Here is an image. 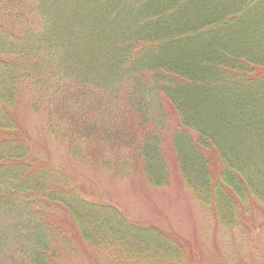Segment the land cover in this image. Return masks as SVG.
Listing matches in <instances>:
<instances>
[{
  "label": "trees",
  "instance_id": "trees-1",
  "mask_svg": "<svg viewBox=\"0 0 264 264\" xmlns=\"http://www.w3.org/2000/svg\"><path fill=\"white\" fill-rule=\"evenodd\" d=\"M24 100L79 165L151 189L177 176L220 228L264 243V218L250 226L264 208V0H0V264L72 262L49 208L92 264H204L39 159L16 119ZM255 251L224 264H264Z\"/></svg>",
  "mask_w": 264,
  "mask_h": 264
},
{
  "label": "rangeland",
  "instance_id": "rangeland-1",
  "mask_svg": "<svg viewBox=\"0 0 264 264\" xmlns=\"http://www.w3.org/2000/svg\"><path fill=\"white\" fill-rule=\"evenodd\" d=\"M27 102L24 100L21 103L16 119L19 127L32 140L35 155L39 159L41 156L48 159L67 175L73 188L88 202L113 207L130 223L139 226L155 225L177 235L183 242L191 244L193 256L200 257L204 264H212L214 261L224 264L242 258L257 259L259 253L255 249L264 244L258 231L253 233L252 230V235L245 231L241 235L235 230L220 228L211 214L202 211L194 203L179 177L173 176L165 188L151 189L139 172L121 178L81 166L67 155L63 146L56 145L50 139L41 120L29 111ZM253 208L255 214L252 215L256 222H249L252 229L253 223L258 225L264 218L263 207L255 205ZM55 209L49 208L48 216L61 228L74 249L72 262L64 261V264H92L99 261L100 256L81 240L71 219L60 209ZM251 209L249 204V216Z\"/></svg>",
  "mask_w": 264,
  "mask_h": 264
}]
</instances>
